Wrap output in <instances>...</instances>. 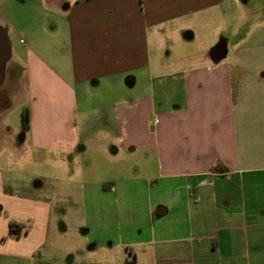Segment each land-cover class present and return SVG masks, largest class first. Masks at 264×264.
Returning a JSON list of instances; mask_svg holds the SVG:
<instances>
[{
  "label": "crops",
  "instance_id": "0c3cea01",
  "mask_svg": "<svg viewBox=\"0 0 264 264\" xmlns=\"http://www.w3.org/2000/svg\"><path fill=\"white\" fill-rule=\"evenodd\" d=\"M231 1L0 0L30 95L6 142L34 171L0 165V264H264V42L186 50Z\"/></svg>",
  "mask_w": 264,
  "mask_h": 264
},
{
  "label": "rangeland",
  "instance_id": "374dc122",
  "mask_svg": "<svg viewBox=\"0 0 264 264\" xmlns=\"http://www.w3.org/2000/svg\"><path fill=\"white\" fill-rule=\"evenodd\" d=\"M67 3H69V0H65L63 6ZM229 7L231 8H229L225 14L219 12L215 17L207 18L202 21L200 20V22H187V26L195 32V36L191 41H188L186 47L187 53H198L199 55L202 53V60L205 61L206 59L211 58V49L217 45L218 42H225L229 53H227V56L224 57V59L231 60L234 52L239 46L264 42V38L259 37L260 35H264V0H248V2L244 0H233L230 2ZM244 36L249 37V40L244 41ZM10 40L12 43V52L6 63L4 79L0 84V165L10 162L12 159V163L9 164V171L11 174L9 173L6 175V180H13L15 178H21L24 180L29 179V173H33L34 171L25 165L26 169L24 171L28 173V175L23 173L22 176H17L18 173L16 171H18V163L27 159L26 156H12V146L8 141L6 142V139L10 138L17 144L23 133L27 131L24 129L23 125V112L29 109L28 105L30 100L25 59L26 48L25 45L20 42L18 36L14 38L12 35L10 36ZM177 41L178 40L173 39L167 43L172 44ZM192 61L193 62H189L188 64L195 63L194 60ZM138 88H141V85H139ZM131 91L134 93L136 89H132V87L130 88L124 78L121 92L129 93ZM137 92H141V90L138 89ZM97 103L98 100H95L94 104L97 105ZM97 107L98 106H96V108ZM93 115L96 116L92 119V129L96 131L100 119L99 116H97V111H93ZM81 122L83 123V119ZM82 123L81 126L83 133L85 128ZM6 130H9L10 133L6 134ZM98 140L99 136L96 135V137H94L95 143H97ZM26 148L32 149V146L28 143ZM30 154L32 155L34 153L30 152ZM78 163L81 164L80 159L78 160ZM73 173L74 168L72 169L71 166L69 176ZM8 186H11L13 189L17 187L16 185ZM64 203L70 206L69 203L73 202ZM63 211H66L65 207L62 210H58L59 223L61 222L60 220H62L61 215ZM82 223L81 219L77 218L73 224H69V227H75L81 231Z\"/></svg>",
  "mask_w": 264,
  "mask_h": 264
},
{
  "label": "water",
  "instance_id": "95a60500",
  "mask_svg": "<svg viewBox=\"0 0 264 264\" xmlns=\"http://www.w3.org/2000/svg\"><path fill=\"white\" fill-rule=\"evenodd\" d=\"M225 46L223 44H217L214 48H212V53L220 57L222 53L225 51ZM12 48L11 41L6 33V30L0 28V84L4 79V73L6 70V63L11 56Z\"/></svg>",
  "mask_w": 264,
  "mask_h": 264
},
{
  "label": "trees",
  "instance_id": "16d2710c",
  "mask_svg": "<svg viewBox=\"0 0 264 264\" xmlns=\"http://www.w3.org/2000/svg\"><path fill=\"white\" fill-rule=\"evenodd\" d=\"M23 125H24V129L27 130L30 128V111L29 109H27L26 111L23 112ZM107 186V184H105ZM25 229V224L15 221V220H11L10 221V233L13 236L19 237L22 232Z\"/></svg>",
  "mask_w": 264,
  "mask_h": 264
}]
</instances>
